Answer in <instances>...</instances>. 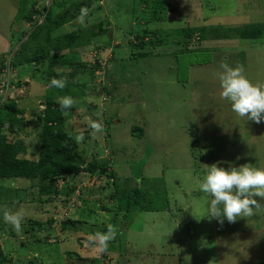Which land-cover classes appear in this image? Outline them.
I'll return each instance as SVG.
<instances>
[{"label": "rangeland", "instance_id": "obj_1", "mask_svg": "<svg viewBox=\"0 0 264 264\" xmlns=\"http://www.w3.org/2000/svg\"><path fill=\"white\" fill-rule=\"evenodd\" d=\"M20 1L0 0V59L12 50L14 53L21 43L14 30L22 28L15 22L23 14L18 12ZM155 1L26 2L25 11L32 9L41 13L32 17V23L37 24L48 13L56 17L68 10L70 15L77 5L91 3L84 23L77 17L55 30L61 35L73 33L79 27L98 33V26L104 24L108 34L92 38L85 47L73 49L87 64L97 62L108 78L101 72L94 77L90 72L76 77L81 85L77 88L80 97L73 99L75 118H67L65 130L75 133L71 141L79 153L88 160L94 154L108 160L107 173H113L120 180L112 185L106 176L81 173L68 183L73 192L67 208L59 212L60 219L71 217L78 224L64 231L60 224H54L24 232L23 219L22 230L17 232L4 221L0 211L3 247L17 262L209 264L214 260L215 264H257L264 261V207L254 209L251 217H238L234 223L224 219L221 224L209 214L213 197L199 187L207 174L204 165L211 166L218 161L223 162L218 167L225 169L246 163L264 169V122L257 124L233 112L231 103L220 97L218 77L223 72L221 64L227 62L232 68L243 65V75L252 84H264V40H191L189 49H201L191 54L180 53L181 46L174 44L183 39L180 33L183 27L264 23V0H172L177 13L169 9L156 15L151 10V3ZM144 28L149 30L147 38L158 37L163 42L146 49L151 55L133 57L130 41L137 43V31ZM153 31H156L154 35ZM106 44L110 46L96 54L95 49ZM56 54L59 51L51 54L50 60L54 63L63 56L70 61L77 58L68 49L54 58ZM49 68L46 62L0 73L10 83L7 100L17 99L18 107L25 109V128L19 138L27 147L26 155L22 156L29 159H37L39 152L41 124L36 115L41 112V101L50 97L59 102L61 98L58 88L47 86ZM52 68L70 80L69 67L54 64ZM18 83L22 84L20 88ZM89 118L102 122L104 132L93 135ZM134 125L142 129L141 137L133 134ZM81 132L84 139L77 143L75 137ZM141 180L151 192L165 189L170 211L138 212L131 220L122 214L102 211L101 206L113 208L109 195L116 185L133 187L137 182L140 185ZM0 183L6 202L20 203L37 197L31 180L8 178L1 179ZM254 199L264 204L261 198ZM32 207L43 220L53 217ZM1 208L6 209V204ZM21 208L29 212L25 206ZM109 224L117 230L116 239L109 242L105 253L98 254L88 238L97 232H107ZM68 252L72 253L71 257Z\"/></svg>", "mask_w": 264, "mask_h": 264}, {"label": "trees", "instance_id": "obj_2", "mask_svg": "<svg viewBox=\"0 0 264 264\" xmlns=\"http://www.w3.org/2000/svg\"><path fill=\"white\" fill-rule=\"evenodd\" d=\"M27 1L28 0L20 1L18 12H22L23 14L15 21H18V26H22V28L16 27L14 29L16 30V33L18 32L19 41L21 43L14 53H12V50L7 57L2 56L0 59V73L8 71L9 68L15 70L19 67L25 68L29 65L41 66L47 62L50 67L47 74V86H49L50 81L53 78L64 79L66 81V86L62 90L58 89V94L61 97L71 96L73 99L77 100V98L80 97V92L77 94V88L81 85L79 81L75 80L76 77L85 72H90L89 75L94 77L100 72L103 73V70L97 62H94L92 65L84 62L81 55L78 54L77 56V52H74L73 48L85 47L90 44L89 41L92 38L108 34L106 29H104V24L102 23L103 25L101 24L98 26V33L79 27L73 33L61 35L55 30L68 22L75 20L80 15V9L90 8L91 3H81L77 5L75 12L70 15L68 10H66L63 15H58L56 17H52V15L48 13L44 16L43 22L37 24L36 22L32 23V17L33 15H40L41 13L32 9L25 11ZM171 1L172 0H156L155 2H152V13L156 15L159 11L167 12L169 9L171 12L177 13L178 10L176 7L174 8ZM161 7L166 10L160 9ZM178 16L182 17L183 14L178 12ZM156 18L158 19L159 17ZM132 33L134 32L129 31V34ZM155 33L156 31H153L152 35ZM180 33L183 35V39L175 41L174 44L176 46H181L180 53L191 54L192 52L201 50L189 49V45L192 43L191 40L197 42L210 40L225 41L231 39L249 41L264 40V23H250L233 27L210 25L208 27H199L197 29L183 27ZM147 35H149V30L144 28L141 31H137V36L135 38L137 43L133 44V40L130 41L131 43L129 42L131 55L133 57L136 56L142 58L149 56L152 52L146 49H151L155 47L156 43L160 44L163 42L158 37H152L149 39L147 38ZM24 37H26V39L22 41ZM107 38L110 40L109 36H107ZM109 46V44H106L104 48L95 49L96 54L99 52L102 53L101 50H106ZM135 47L137 48L135 49ZM66 49L75 53L74 55L77 56L76 60H73L74 62L64 56L60 61L55 63L50 60L52 59V52L59 51L60 54ZM59 54H56L54 58ZM95 58V60H98L96 55ZM54 64H57L62 68L69 67L71 69L67 73V76L70 78L69 81L66 80L63 73H57L53 70L52 66H54ZM25 72L20 76L22 77ZM103 76L108 78L107 73H103ZM3 77L4 76L0 75V79ZM16 85L17 88L22 86L21 83ZM68 90L72 91L68 92ZM17 102V99H10L5 100V102L0 105V180L8 178H23L31 180L33 183L32 187L36 188L35 195L37 197L29 201L22 200L20 203L14 201L6 202L4 201L6 193L0 183V208L6 204L8 209L19 211L22 206H25L29 212L25 213L24 216V224L26 226V228L24 227V232H34L35 230H41L43 225L51 227L54 224H60L61 231L67 230L69 227L75 228L78 223L77 221L71 220V217L70 219L69 217L60 219V214L62 213V210L67 208V205L69 204V196H71L73 192L72 188L69 189L68 183H71L73 179L81 173L106 176L108 179L112 180V185L116 184L120 179L117 178L116 180L113 173L112 175L107 173L110 169L108 160L101 159L95 154L92 159L88 160L77 151L76 145L71 141L75 133L71 134L65 130L67 118H75L73 115L75 109L72 106L70 109L62 110L60 103L50 97L45 101H41V112L36 115L41 124L37 159L23 157L22 155H26L27 147L19 136L23 133L25 128V119L23 117L25 109L18 107ZM132 132L139 137L143 135V131L138 125H134ZM140 183L141 184L139 185L137 182L133 187L126 185L118 187V185H116L115 191L109 195L113 208L101 206L102 211H106L109 214H122L123 216L129 217L131 220V217L138 212H167L171 210L165 189L154 193L150 191V187L145 185L144 180H141ZM32 205L36 210L39 208L42 209L43 214L51 213V216L53 217L43 220L40 216L38 217V214L33 210L34 208ZM4 210V208H1V214H3ZM31 211L35 212L34 215L36 216L32 214L30 215L29 213ZM114 219H116L115 215L113 216V220ZM113 220L111 221L113 222ZM2 227L3 225L0 221V264H24L14 260L10 253L3 247ZM10 234L12 233L10 232ZM35 242L38 243L39 240L35 239ZM67 255L71 257L72 253L68 252ZM257 264H264V261H260Z\"/></svg>", "mask_w": 264, "mask_h": 264}, {"label": "clouds", "instance_id": "obj_3", "mask_svg": "<svg viewBox=\"0 0 264 264\" xmlns=\"http://www.w3.org/2000/svg\"><path fill=\"white\" fill-rule=\"evenodd\" d=\"M87 14V8L80 9L78 20L81 24L84 23ZM221 68L223 72L218 74L221 87L220 97L228 100L232 111L240 117H247V120L257 124L264 122V84H252L243 75V65L232 68L227 62H223ZM49 86L62 90L66 86V81L53 78ZM59 103L62 110H67L73 106L75 101L71 96H63ZM97 115L100 114L97 113ZM88 126L93 130V135L104 132V125L99 120L89 118ZM83 139L82 132L75 137L77 143L82 142ZM220 163L223 162L218 161L211 166L204 165L207 174L199 185L202 192L213 197L209 205V214L221 224L224 219L229 223H234L238 217L253 216L254 209L264 207V204L254 199V197H259L264 200V169L255 168L247 163L240 167L229 165L225 169L218 167ZM24 216L25 212L22 208L15 212L7 208L3 211L4 221L17 232L22 230ZM116 236V228L109 224L107 232L90 235L88 241L98 254H103L107 251L109 242L115 240ZM209 264H215V261L210 260Z\"/></svg>", "mask_w": 264, "mask_h": 264}, {"label": "built area", "instance_id": "obj_4", "mask_svg": "<svg viewBox=\"0 0 264 264\" xmlns=\"http://www.w3.org/2000/svg\"><path fill=\"white\" fill-rule=\"evenodd\" d=\"M9 82L7 80H0V105L5 102L8 96Z\"/></svg>", "mask_w": 264, "mask_h": 264}]
</instances>
